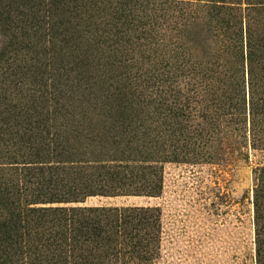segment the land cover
I'll list each match as a JSON object with an SVG mask.
<instances>
[{"label":"trees","instance_id":"obj_1","mask_svg":"<svg viewBox=\"0 0 264 264\" xmlns=\"http://www.w3.org/2000/svg\"><path fill=\"white\" fill-rule=\"evenodd\" d=\"M69 1L63 0V4ZM130 1L119 4L104 24L92 22V30L86 32L78 22L70 24V20L59 18L58 24L52 25L49 20L50 31L44 36L51 43L50 50L44 47L35 51V62L28 65L32 71L28 92L32 97L25 95L24 100L11 104L10 100L18 98L9 100L6 92L13 82L14 86L19 84L6 79L0 86V264L150 261L161 233L157 207L80 203L99 194L158 193L162 188L158 162L194 153L184 149V141L187 144L192 137L194 144L202 142L200 130L211 118L231 114L237 123H245L250 114L252 131H264V31H260L264 27L252 19L246 21L244 53L242 27L235 20L242 10V0H143L161 7L174 4L186 8L188 20H197V12L202 10L211 19L224 22L230 43L248 65V88L244 80H238L231 100L221 99L223 91L221 85L217 86V78H205L219 71L215 62L180 59L181 42L173 55L164 54L163 48L161 53L156 52V64L150 70L154 72L122 61L116 51L123 40L129 41L130 32H139L137 37L149 43L153 38L148 35L154 23L139 15L134 17ZM5 2V19L13 28V38L31 35L36 39L31 6L27 12L18 11L19 6L26 5L23 0ZM246 2L253 5L252 10L264 12V0ZM71 11L65 7L59 16ZM48 12L52 16L50 9ZM25 27L33 33L22 31ZM3 55L1 51L0 59ZM72 71L76 73V84L89 91L82 100L67 93L66 80ZM209 82L217 88H210ZM209 95L215 97L206 103L204 96ZM75 107L79 108L77 112ZM89 107L92 110H87ZM196 115L202 120L197 122L199 132L190 136L188 127ZM145 121L169 127L177 145L159 155L154 152L153 158H123L116 152L114 158H106L111 146L118 151L122 139L144 128ZM127 142L126 150L144 148Z\"/></svg>","mask_w":264,"mask_h":264},{"label":"rangeland","instance_id":"obj_2","mask_svg":"<svg viewBox=\"0 0 264 264\" xmlns=\"http://www.w3.org/2000/svg\"><path fill=\"white\" fill-rule=\"evenodd\" d=\"M23 1L26 5L19 6L18 11L27 12L31 6L34 11L32 23L35 24L33 31L37 32L36 39L31 35L13 38V28L5 19L6 2L0 1V52H5L0 59V86L6 79L19 84L14 86L13 82L6 92L9 100L14 96L18 98L10 100L11 104L24 100L25 95L32 97L31 92H28L29 76L32 75L28 65L35 62V51L44 47L50 50L51 43L44 36L50 31L49 20L52 25H57L59 18L70 20V24L78 22V26L86 32L85 29L92 30V22L102 25L108 21L113 10L124 0H71L65 4L63 0ZM241 6L242 10L237 12L235 20L242 27L240 42L245 53L246 21L248 23L254 20L258 26L264 27V12L252 10L253 5L246 0H242ZM65 7L72 9V15L65 12L64 16H59V12ZM129 7L134 17L139 15L151 25L154 23L148 35L153 38L149 43L142 36L137 37L139 32H130L129 41L123 40L116 51L121 55L122 61L130 62L138 68L144 67L143 70L148 68V73L154 72L150 70L156 64V52L161 53L160 49L163 48L164 54L173 55L174 48L181 42L179 50L183 51L180 59L198 61L201 64L215 62L218 66L219 71L210 72L205 78H217V86L221 85V92L223 91L221 99L231 100L232 88L240 79L244 80L245 88H248L247 62L242 60V54L234 50L224 22L211 19L209 13L202 10L197 12V20H188V16L185 17L186 8H176L174 4L171 7L163 5L162 8L146 4L143 0H132ZM49 9L52 13L50 17L49 12L47 13ZM176 28H180V32L177 33ZM26 30L33 33L26 27L22 29ZM260 31H264V28ZM17 35H21L20 31ZM22 38L24 42H20ZM142 49L147 50L145 52ZM37 56L43 58L41 53ZM240 62H244L243 65ZM75 77L76 73L73 71L67 77V93L74 99L82 100L89 91L82 90L76 84ZM209 84L210 88H217L212 83ZM204 97L205 102L210 103L215 96ZM60 102L66 104L65 101ZM83 106H88L85 101ZM51 108L54 107L49 106ZM89 109L92 110V107L87 108ZM78 110L75 107V111ZM201 121L196 115L191 122L192 126L188 127L190 136L198 131L197 122ZM203 125L205 127L200 130L202 142L194 144L192 137L187 144L186 141L180 142L184 143V149L193 150L194 153L191 151L185 158H168L158 162L162 167V188L158 193L146 194L140 191V194H99L89 196L85 202L80 203L155 206L159 209L161 233L154 244L153 257L150 261L126 264H264V131H252L250 114H247L245 123H237L235 116L224 114L209 119ZM144 126L130 132L132 137L128 136L123 141L124 137L118 151H114L109 140L111 149L106 158H114V152L123 158H153L151 156H154V152L162 154L176 144V140L169 134V127L162 126L161 122L145 121ZM128 140L133 141L134 147L144 146L146 151H143L144 148L141 151L126 150Z\"/></svg>","mask_w":264,"mask_h":264}]
</instances>
